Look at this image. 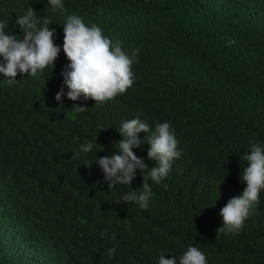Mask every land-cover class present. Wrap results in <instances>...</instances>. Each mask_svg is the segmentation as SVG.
Returning <instances> with one entry per match:
<instances>
[{
  "label": "trees",
  "instance_id": "trees-1",
  "mask_svg": "<svg viewBox=\"0 0 264 264\" xmlns=\"http://www.w3.org/2000/svg\"><path fill=\"white\" fill-rule=\"evenodd\" d=\"M61 3L63 10L48 0H0L6 33L22 40L16 21L33 7L61 47L54 69L18 72L11 82L0 73V264H158L160 254L179 264L189 245L206 264H264V189L239 232L217 236L220 209L246 187L251 144L264 147V0ZM69 15L126 53L139 49L126 92L97 103L68 99L61 72L70 63L62 48ZM136 117L152 130L169 122L180 152L167 177L149 179L147 209L119 202L142 186L139 169L131 189H110L95 163L113 154L118 128ZM86 143L94 145L87 153ZM149 147L133 151L154 167Z\"/></svg>",
  "mask_w": 264,
  "mask_h": 264
},
{
  "label": "clouds",
  "instance_id": "clouds-1",
  "mask_svg": "<svg viewBox=\"0 0 264 264\" xmlns=\"http://www.w3.org/2000/svg\"><path fill=\"white\" fill-rule=\"evenodd\" d=\"M53 9L63 10L61 0H48ZM16 23L22 28L24 36L18 40L11 33H6L7 23L0 22V73H3L9 82L14 80L17 73L36 76L38 70L49 65L55 68V60L61 47L53 40L55 28H50L47 16L43 18V26L33 7L27 9L26 14L19 15ZM64 26L63 51L69 64L61 72L63 84L67 86V97L70 100H85L91 98L97 102L114 99L117 94L124 93L133 84L132 64L139 49L131 54L126 53L119 41L113 46L112 41L106 38L100 27L93 24L86 26L77 15H69ZM65 95L64 87L56 94V100L61 102ZM76 112H82L87 107L79 104L72 106ZM118 131L123 139L118 141V148L111 156L98 157L95 163L102 168L104 180L110 189L116 184L129 186L136 176L137 169L143 173L142 186L138 190H130L122 194L119 202H136L141 208L147 209L152 195L149 179L160 183L167 177L173 158H178V141L171 130L169 122L157 123L155 130L139 117L123 121ZM147 133L145 141L150 145L148 157L156 162L149 167L144 159L138 157L133 148H139L142 141L138 133ZM93 143L82 145L81 150L90 152ZM247 166L243 167L241 182L246 183L242 195L231 198L220 209L222 226L217 229L220 233H237L243 227L244 221L250 215L255 202L260 199L261 189H264V147L259 143L251 144V151L246 155ZM91 167L92 164H87ZM165 187H167L165 185ZM118 202V203H119ZM113 254L115 249H109ZM179 264H206L205 254L196 246L189 245L187 250L178 257ZM158 264H177V257L169 258L163 254L158 257Z\"/></svg>",
  "mask_w": 264,
  "mask_h": 264
}]
</instances>
